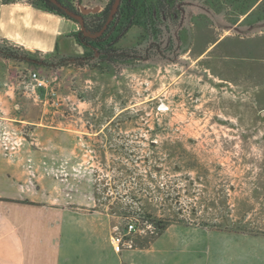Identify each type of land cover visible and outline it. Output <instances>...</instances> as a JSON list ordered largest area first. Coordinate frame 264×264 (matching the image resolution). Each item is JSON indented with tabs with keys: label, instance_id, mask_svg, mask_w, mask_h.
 I'll list each match as a JSON object with an SVG mask.
<instances>
[{
	"label": "rangeland",
	"instance_id": "374dc122",
	"mask_svg": "<svg viewBox=\"0 0 264 264\" xmlns=\"http://www.w3.org/2000/svg\"><path fill=\"white\" fill-rule=\"evenodd\" d=\"M107 1L75 6L95 13ZM217 1L177 0L183 52L174 60L107 73L70 61L60 66L83 71L67 74L65 89L37 73L77 130L104 128L51 137L39 151L43 132L26 127L7 157L24 161L19 189L136 219L153 264H264V2ZM138 35L132 28L121 45Z\"/></svg>",
	"mask_w": 264,
	"mask_h": 264
},
{
	"label": "crops",
	"instance_id": "0c3cea01",
	"mask_svg": "<svg viewBox=\"0 0 264 264\" xmlns=\"http://www.w3.org/2000/svg\"><path fill=\"white\" fill-rule=\"evenodd\" d=\"M231 2H249L255 10L264 0ZM76 31L74 22L27 0L9 4L0 1V46L16 49L34 61L0 55V122L19 134L26 127L43 132L46 140L32 143L39 151L50 144L51 137L78 131L82 136L98 137L104 128L81 125L77 130L65 111L47 98L45 89L28 92L22 86L29 72L41 75L49 71L56 75L53 84L65 89L67 74L83 71L82 66L74 64L57 65L60 59L82 56L83 49L72 36ZM35 61L49 63L41 66ZM44 120L50 122L44 124ZM23 167V160L0 154V264H153V243L137 234L134 241L139 248L113 251L110 236L115 230L122 231L129 220L123 214L106 212L99 206L85 209L54 203L48 195L41 198L38 188L25 193L19 189V182L24 181Z\"/></svg>",
	"mask_w": 264,
	"mask_h": 264
},
{
	"label": "trees",
	"instance_id": "16d2710c",
	"mask_svg": "<svg viewBox=\"0 0 264 264\" xmlns=\"http://www.w3.org/2000/svg\"><path fill=\"white\" fill-rule=\"evenodd\" d=\"M0 1L9 4L16 0ZM113 1L108 0L98 12L82 14L83 28L79 25L80 29L72 36L76 44L82 47L83 54L80 58L60 59L57 65H64L69 61L86 62L90 68L107 73L117 66L130 67L136 62L174 60L183 52L182 38L178 33L183 9L177 0H121L113 20L98 35L108 19ZM57 2L61 8L50 0H34V6L78 24L63 9L79 14L75 3L79 4L82 0ZM132 28L139 29L135 43L122 46V41ZM0 55L8 59L34 62L8 46H0ZM35 62L48 66V63L42 61ZM156 225L159 230H163L162 224L156 222Z\"/></svg>",
	"mask_w": 264,
	"mask_h": 264
},
{
	"label": "built area",
	"instance_id": "2783aa9c",
	"mask_svg": "<svg viewBox=\"0 0 264 264\" xmlns=\"http://www.w3.org/2000/svg\"><path fill=\"white\" fill-rule=\"evenodd\" d=\"M25 91L33 92L47 87V81L41 78L36 72H29L22 80ZM21 134L5 127L0 122V153L5 157H11L17 153L22 146ZM139 229L136 219H129L122 231L115 230L110 236V244L115 253H120L122 249L133 250L136 247L134 236Z\"/></svg>",
	"mask_w": 264,
	"mask_h": 264
},
{
	"label": "water",
	"instance_id": "95a60500",
	"mask_svg": "<svg viewBox=\"0 0 264 264\" xmlns=\"http://www.w3.org/2000/svg\"><path fill=\"white\" fill-rule=\"evenodd\" d=\"M50 1L53 4H55L56 6L61 8V5L57 2V0H50ZM120 2H121V0H114L113 1L108 19H107L106 23L104 24L103 28L101 29V31L98 33V35H101L105 31V29L108 27L110 22L113 20L114 15L116 14V12L119 8ZM63 11L68 17H70L72 20L76 21L81 26V28H83L84 21H83L82 14H87V11L82 12L81 15L77 14L73 11H70L68 9H63ZM98 11H100V10H97L96 12H98Z\"/></svg>",
	"mask_w": 264,
	"mask_h": 264
}]
</instances>
